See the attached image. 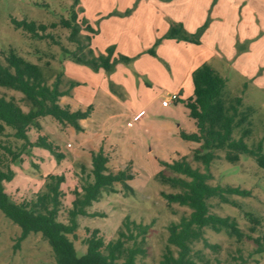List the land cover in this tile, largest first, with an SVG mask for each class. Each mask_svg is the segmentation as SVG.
<instances>
[{"label": "rangeland", "instance_id": "374dc122", "mask_svg": "<svg viewBox=\"0 0 264 264\" xmlns=\"http://www.w3.org/2000/svg\"><path fill=\"white\" fill-rule=\"evenodd\" d=\"M77 1L75 4V0H0V63L5 65L4 55L13 49L38 66L47 85L59 81V89L67 91L66 100H59L61 105L71 104L72 110L87 113L80 121V131L68 124L61 126L50 117L39 119V129H30L28 139L33 142L36 137H43L51 151L36 146L23 151L21 162L9 165L15 173L10 182L4 183L5 192L16 203L34 201L49 192V175H63L58 220L67 222L72 193L80 191L84 181H92L90 151L102 150L109 155L111 172L128 171L131 178L125 184L130 189L115 184L113 192L101 194L98 201L87 207L85 216L77 217L76 238L68 236L77 255L84 254L83 240L93 231L105 242L115 240L127 217L129 221L149 226L145 254L137 257V264H160L168 227L191 213L190 209L178 204L167 205L161 196L179 190L161 183L157 179L160 173L170 178H184L168 170L163 162L170 164L185 155L192 168L203 173L206 169L192 160L197 145L178 138L173 127L167 126L168 122L175 124L180 120L182 108L160 110L154 106L149 112L153 121L138 124L132 118L144 103L160 102L183 80L186 84L183 81L182 98H186L188 88L192 89L193 85L187 68L200 59L193 57L199 44L189 43L187 47L186 41L165 37L174 25L171 7L164 5L167 0ZM159 2L163 5L159 6ZM20 21L35 22L47 29L39 33L40 37H33L15 25ZM61 21H68L77 28L75 41L69 39L71 30L59 25ZM184 22L188 30L193 29V22L185 19ZM54 23L58 25L50 28ZM204 29L199 26L195 34ZM204 46L215 49L202 63L208 64L226 81L225 101L240 97L239 109L251 110V135L245 143L253 147L263 141L264 148V38L252 47L206 42ZM107 48H113V59L125 56L129 61H118L111 72L94 71L89 66L77 64L70 54L81 57L91 52L96 57L106 55ZM0 96L12 98L25 112L30 109L18 91L0 87ZM82 121L85 124L82 125ZM233 137H239V129L234 131ZM1 146H10L19 152L22 142L12 137L9 128L0 134V170H4L5 152ZM214 154L215 159L208 168L211 178L207 183L239 187L251 194L248 198L229 197L239 207L210 199L207 201L210 213L234 218L239 229L253 238L264 237V170L247 155L239 156L235 163H228L226 151L216 150ZM246 213L259 222L252 234L249 231L252 224L246 219ZM19 229L0 213V264H55L51 247L40 234L30 233L19 242ZM204 243L217 245V249L206 247ZM191 248L196 264L205 261L208 264H264V252L256 254L254 241L246 238L238 241L224 231L204 229L203 241L193 242Z\"/></svg>", "mask_w": 264, "mask_h": 264}, {"label": "trees", "instance_id": "16d2710c", "mask_svg": "<svg viewBox=\"0 0 264 264\" xmlns=\"http://www.w3.org/2000/svg\"><path fill=\"white\" fill-rule=\"evenodd\" d=\"M78 3L77 0L74 2ZM17 27L33 37L44 33L46 26L35 22H15ZM58 24L49 25L50 28ZM60 26L69 28L71 41L76 40L77 28L68 21H61ZM195 35H189L182 25H172L165 37L169 40H183L188 43H198ZM40 37V36H39ZM106 55L76 56L70 53L71 58L81 65L89 66L94 71L102 69L111 72L114 65L120 62H127L129 58L119 56L113 59V48H107ZM4 63H0V87L18 91L29 103L30 109L25 112L12 99L0 96V134L6 128L12 131V137L22 142L19 152H15L10 146H1L5 152L4 170H0V213L20 229L18 241L24 240L30 233L40 234L50 245L55 264H137V257L145 254V237L149 226L137 224L124 217L122 228L117 231V238L105 242L96 231L89 233L83 240L85 245L84 254L79 256L75 251L73 242L68 237L76 238L75 231L78 228L77 217L85 216L87 207L99 200L101 194L113 192L115 184H122L128 190L126 180L130 175L126 169L116 173L111 172L108 166L109 155L102 150L90 151L91 178L92 181H84L80 191L72 193L73 201L67 211V222L58 220V213L61 208L62 191L61 184L64 183L63 175H49L51 180L49 192L42 194L36 200L22 201L16 203L5 192L4 183L13 179L14 171L10 164L20 163V154L27 148H44L51 151L50 144L41 136L31 142L28 139L30 129H39L38 120L50 117L59 125H71L75 130H82L80 121L85 119L87 113L74 111L68 105H61L59 100L67 94V91L59 89V81L47 85L43 75L36 64H32L20 57L13 49H9L4 55ZM192 97L185 103L187 116L193 122L195 131L185 133L180 131V138L185 142L194 143L197 148L193 151V161L199 162L206 169L201 172L192 168L186 161L185 155L178 160L163 165L170 171L183 175L184 178L166 177L160 173L157 179L165 185H169L179 192L173 194L162 193L167 205L178 204L191 210L187 217H180L176 223L168 227L169 233L164 251H162L160 264H196L191 257L193 242L203 241L204 229L214 232L224 231L227 236L234 237L238 241L243 238L254 241L257 246L256 254L264 252V237L253 238L250 234L239 229L234 218L223 217L211 214L207 201L218 199L220 203L239 207L236 201L229 197L239 196L240 198L250 197V191L221 185L212 186L207 182L211 175L208 172L209 165L215 159L216 150L226 151V161L235 163L239 156L247 155L254 158L259 169L264 170V148L262 142H257L253 147H248L246 139L251 135V110L249 108L241 111L242 99L235 97L226 102L223 97L226 81L206 63H202L191 73ZM72 86V84H71ZM239 129V137H233V133ZM8 157V158H7ZM57 158H59L57 156ZM246 219L252 224L249 231L255 232L256 225H259L257 218L246 213ZM206 247L217 249V245L204 243ZM202 264H208L207 261ZM216 264H219L217 262Z\"/></svg>", "mask_w": 264, "mask_h": 264}, {"label": "crops", "instance_id": "0c3cea01", "mask_svg": "<svg viewBox=\"0 0 264 264\" xmlns=\"http://www.w3.org/2000/svg\"><path fill=\"white\" fill-rule=\"evenodd\" d=\"M158 5L160 6L163 4L159 2ZM164 5H169L171 7L170 17L174 19L173 24L182 25L189 35H194L199 26L205 27L203 32L199 33L197 37V44H199V47L196 48L193 54V57L195 58L198 56L200 61L198 60L197 63L195 60L194 63L187 68V75L189 76H191V73L202 61L205 62V60L210 57L211 53H213L211 50L214 48L209 50V47L204 46V42L212 45H234L239 43L252 47L256 46L257 42L264 38V0H199V3H196V0H167V3ZM184 19L193 22V29L188 30ZM190 45L191 44L188 42L186 43L187 47ZM183 81L186 84V81ZM183 81L177 84L175 90L172 92V94H177L179 96L177 102L163 107L160 105V102L166 97L160 99V102H155L156 104L148 101L135 111L132 121L138 124L145 120L149 122L153 121V119L149 117V112L154 110V106L160 110H169L171 107H174L176 110L182 108L183 116L180 117V120L175 124L168 122L167 126L173 127L174 135L178 138H180V131H185V133L194 132L195 128L192 123L193 121L188 118L187 110L183 105L186 100L192 97V89L188 88L186 98L183 99ZM64 100H66L65 97L60 99V101ZM64 105H68L73 109L71 104ZM138 115H140V117L136 119ZM81 124L83 125L85 122L82 121ZM190 144L196 145L194 143Z\"/></svg>", "mask_w": 264, "mask_h": 264}, {"label": "built area", "instance_id": "2783aa9c", "mask_svg": "<svg viewBox=\"0 0 264 264\" xmlns=\"http://www.w3.org/2000/svg\"><path fill=\"white\" fill-rule=\"evenodd\" d=\"M179 100V96L177 94H171L169 96H167L164 100H162L160 102V105L165 107V106H169L172 103H175ZM140 117V115H138L136 117V119H138Z\"/></svg>", "mask_w": 264, "mask_h": 264}]
</instances>
